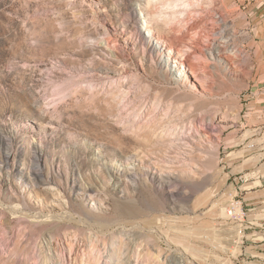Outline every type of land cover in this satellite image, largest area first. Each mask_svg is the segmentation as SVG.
I'll list each match as a JSON object with an SVG mask.
<instances>
[{"label":"rangeland","instance_id":"1","mask_svg":"<svg viewBox=\"0 0 264 264\" xmlns=\"http://www.w3.org/2000/svg\"><path fill=\"white\" fill-rule=\"evenodd\" d=\"M190 3L0 0V139H10V145L0 140L4 160L0 159V264H13L15 250L22 245V226L35 223L28 214H72L81 222L80 206L107 217L112 213L111 197L125 199L141 185L152 188L153 198L163 204L151 213L157 223L138 226L154 234L150 241L163 246L169 264H264V0ZM193 8L215 14L195 15L200 26L190 30L185 42L177 40L169 24ZM46 14L52 18L48 26L54 40L44 37L46 25L38 23ZM154 29L173 41L177 51L198 48V53L211 57L207 47L197 44L221 38L238 42L247 56L230 60L229 71L213 58L204 63L189 59L186 65L199 69L196 73L208 85L205 88L193 78L182 83L168 72L150 43L148 32ZM107 38L118 44L107 46ZM129 80L132 88L124 92L122 82ZM71 81L78 85L58 94ZM76 86L85 89L80 98L73 93ZM143 90L166 98L167 104L178 95L190 97L176 102L174 108L187 106H182L183 121L173 113L175 134L156 138L153 146L124 144L114 133L93 125L98 120L90 116V122L83 120L87 116L80 114L82 118L69 105L73 94L75 103L99 92L117 103L122 94ZM147 102L146 112L153 108ZM203 102L208 104L205 113L194 112L198 103L205 106ZM120 104L108 118L121 127L118 134L135 136L124 127ZM92 111L98 110L83 107V112ZM38 152L49 184L35 181L25 162L31 163ZM89 175L97 181L87 180ZM106 175L111 177L109 183L103 181ZM90 186L97 191L85 192ZM15 206L26 208L14 214L10 207ZM48 234L46 239L40 235L39 242L47 251L50 240L57 258L46 264L82 262L68 260L60 242ZM21 261L17 264L31 263Z\"/></svg>","mask_w":264,"mask_h":264},{"label":"bare ground","instance_id":"2","mask_svg":"<svg viewBox=\"0 0 264 264\" xmlns=\"http://www.w3.org/2000/svg\"><path fill=\"white\" fill-rule=\"evenodd\" d=\"M193 1L194 0H191V3ZM213 1L217 5L218 0H213ZM157 5L158 4H156L155 6ZM213 11L212 10L202 11V9L201 11H197L194 9V10H190L186 16L184 15L185 17L177 19L174 22L172 21L173 23L169 22L170 27L169 26L168 27L171 31V36L173 33V36L176 39L181 38L183 42H185L186 38H188L189 34L191 33L190 30H194L198 26H200L198 25V20L196 18L197 16L196 17L194 16L197 14H199L200 16L202 15L203 17L205 15L210 16L214 13ZM223 18L224 17H222L221 21L225 20ZM51 21H52V18L49 14H46L44 17H42L38 21L39 24L46 25V29L43 32V35L48 40H54L53 29L50 26H48L49 22ZM182 25L184 27L186 25V27L183 28ZM210 28L212 29V27ZM148 37L150 39V43L157 48V51H158L157 53L159 55V58L163 59L165 68H167L168 72L174 78L176 79L179 78L178 80H180L182 83L184 82L186 83L190 81L191 78H193V79H196L195 81H197L198 83L205 85V88H206V85H208V83L207 81H206V84L205 82L203 83L204 81L203 77H201L203 79L202 80L196 73L199 69L197 71L192 70L186 65L189 59H197V61L200 60L199 62L201 63V61L205 62L213 58L214 60L219 61L220 63L224 64L225 67L229 71V70H232V65L230 63V60H232L234 57H237L238 59L242 56L243 57L247 56V53L245 54L242 47L237 44L238 42L235 43L232 41L233 39H227L224 41L222 40L220 41L221 38L220 39L208 38L201 45L197 44L203 49L208 48L207 50H210V53H211V57H210V56L205 55L203 52H201V54L198 53V50H197L198 48L197 49L188 48V49H185L186 52L181 51V50L177 51L175 49L174 42L171 41L170 39L168 40L167 39L168 37L165 38L162 35L158 34L155 31V29L153 31L148 32ZM112 42H116V41L115 40L113 41V39L111 38H107L105 40V43L107 46L108 44H112ZM195 45H196V42H195ZM184 46L187 47V44ZM85 52L86 50H83L82 54H84ZM208 62L206 63L208 64ZM124 69H126L125 71L129 70V68H124ZM241 69L243 68L241 67ZM112 72L116 74V71H112ZM130 80L126 83L120 81L122 82V86H124L125 88L124 92H127L128 89L130 90L132 88V84ZM72 82L73 81H71V83ZM120 82L118 84H120ZM76 84L78 85V82L75 83L74 81L71 84V86H69L68 84L65 87H62V90L59 89V91L60 90L61 91L60 92L58 91V94L64 93L65 90L68 89V87H72V86L74 87ZM192 86L194 87L195 84L192 83ZM79 87L74 89L75 91H73V93L75 92L76 97L80 98L85 93V89L81 87L79 88ZM113 87H115V85H113ZM111 90H113V88ZM144 90L137 91L136 93L134 92L135 95H133L134 93H131V94L126 93L128 95L122 94L123 96L121 97V99H120V96L118 95L119 98L115 97L117 98V100L120 99L119 102L117 101V103L111 101L109 98H105V96H103L99 91H97L99 93H97L96 95H93V97H89L87 101L82 102V100L79 99L77 103H75V99H74L75 94L72 93L74 97L70 99L69 105L79 115L84 114L85 116H87L83 120L88 121V122H90L93 119L98 120V122L96 124L94 123L93 125H95L97 128H100V129L105 128L107 132H109V134L114 133V135L116 136L114 138L123 141L124 144L125 142L127 143L133 142V143L141 144L143 145V147L148 146V145L153 146L156 143L155 142L156 138H166V136H169L171 133L175 134L176 130L175 132H173L174 127H175L173 125L174 124L173 113L174 111H176L178 114H175V117L176 115H180L181 116L180 120L183 121L186 116V113H185V109H183L182 106L185 108L187 106V103H185L184 105L180 106L178 109L174 108L176 106V102H180L181 100L188 101L190 97L187 95H178L175 97L174 102H172L171 104L169 103L167 104L166 98H160V96L158 95L153 96L152 92L144 91ZM114 93L118 94L115 91ZM144 97L146 99L143 100L142 102L140 99ZM154 97L155 99H153ZM147 100L152 102L153 108L151 107L152 109L151 110L149 109V111L147 110L146 112L143 109H144V106H146V103H148ZM119 103L123 104V106L121 104L119 106L123 107L121 108V110L122 109L123 110L121 111L122 114L120 115H123L122 118L125 119V120L123 119L124 124H125L124 127L129 129V131L131 130L132 132H134L135 136L133 135V133L132 134L130 133L129 134H122V133L118 134L117 132L121 130V127L119 125H115L112 122H110L111 120H109L108 118L107 114L110 112L116 111V107L118 106ZM204 103L206 104V102H203V104ZM87 105H90L91 108L95 107L98 110L97 113L93 111H92L93 113L83 112V107H86ZM207 106L206 105L202 106V104L198 103L194 108V112H199L200 110L204 112V109L206 110V108H208ZM91 110H88V111H91ZM162 111L163 112L165 111V112L163 113ZM161 114H165V116L162 117ZM84 115H80V116L83 118ZM88 116H90L93 119L88 118ZM179 139H182V138L179 137ZM0 140L1 142H4L10 145L8 141L10 140L9 138L0 139ZM32 156H33L32 157L33 160L30 161L31 163H28V161H25V162L31 168L30 169L31 173L35 175L33 179L35 181H39V182L41 181L43 183L49 184V182L44 178L46 173L40 165V161L42 160V156L40 155V152L35 153ZM0 159L1 161L4 162V160L2 159L1 151H0ZM82 163H85V161H83ZM86 179L92 182L97 181L95 177H92L90 175L87 176ZM110 180H111V177H108V175H106L103 181L104 183H109L108 181ZM76 183L78 184V182ZM84 191L87 193L89 192L93 193V192H96L97 190L94 186H90L88 188L86 187ZM153 194H154V190L152 188H147V187H144V185L143 186L141 185L140 187L137 188V191L135 193L129 194L125 199L121 200L119 198L109 197L112 203V213L109 214V216L107 217L93 215L91 213H88L84 209V207L77 206L79 213L83 217V218L81 217L83 219V221L81 222L84 223V226H82L83 224L81 225L80 224L81 222L77 221L78 218H76L72 214L66 215V216L52 215V214L50 215V213L45 214L42 211L39 212V214L37 212L36 215L27 213L28 216H30L31 218L33 217L34 220H32V223L33 222L35 223H33L34 225H31V226H24V225L22 226V232H20L22 233L21 234L22 238L20 239V242H21L20 244L22 245L17 251L15 250V253L13 252L15 254V257L12 263L17 264L21 260H25V261L27 260L28 262L31 261L32 263V259H33L34 264H46V262H49V260L56 262L57 257L51 252L53 246H51L52 243H50V240H48L49 249H47V251L43 250L44 246H41V243L39 242L40 235H45V239H46V237L49 235L48 233H52L53 237L56 238V241L60 242L61 252L66 254L67 259L71 260L72 262H74L75 260H77V262L78 260H81L82 262L80 264H132L134 262L138 264L140 263L142 264V262L143 263L144 262L156 263V264H169V258H168L169 255H166V253L164 252V248H162L163 246L159 244L158 241H156L155 239L150 241V238L153 237L154 234H152L151 232H147V231L144 232L142 231L143 229H141L143 228V226H138V224L140 223L144 226L157 223L158 219H156V217H151V213L154 211L160 210L163 203L162 201H160L161 200L160 198L158 199L153 198ZM9 198L14 199L13 197H9ZM73 205H71V207L76 206L75 204ZM25 208L26 206H23L22 208L15 206V207H10V210L14 214H18L22 212L21 209H25ZM228 213L230 214V211H227V214ZM128 226L130 227L129 231L122 229V227L129 228ZM136 226L138 227L135 228ZM131 227L133 228V230L131 229ZM88 231L93 232V234H88ZM22 256L24 257L22 258ZM25 264H27V262Z\"/></svg>","mask_w":264,"mask_h":264}]
</instances>
